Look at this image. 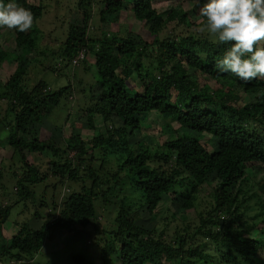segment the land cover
Listing matches in <instances>:
<instances>
[{
    "label": "trees",
    "instance_id": "16d2710c",
    "mask_svg": "<svg viewBox=\"0 0 264 264\" xmlns=\"http://www.w3.org/2000/svg\"><path fill=\"white\" fill-rule=\"evenodd\" d=\"M105 1L107 5L101 10L103 18L128 10L136 20L150 26L152 36H158L168 23L186 27L191 19L190 12L183 9L160 13L153 8L152 0ZM16 2L30 9L33 23L42 18L41 4L35 5L29 0ZM94 3L95 0L79 1L83 21L70 24L65 46L70 50L67 62L73 67L79 66L70 62L81 48L96 49L99 111L103 121H110L111 115H115L123 123L117 132L128 135V132L141 133L143 117L152 114H156V123H166L162 128H171V122L176 127L175 137L163 144L165 153L158 158L150 155L142 142L136 148H125L127 154L119 171L126 173L131 190L140 193L141 204L137 211L132 210L135 207L132 204L122 205L117 217L118 228L111 232L112 239L101 247L98 262L93 264H264V231L254 236V231L264 223V214L261 222L251 223L246 214L247 203L257 194L246 198L249 191L245 189L249 166L256 171L264 168V78L242 82L232 73L219 72L216 60L228 45L218 46L210 39L190 34L153 41L140 34L135 38L119 33L100 39L87 38ZM202 6L199 0L194 7L198 17ZM203 20L202 24L206 25V18ZM37 30L34 24L27 33L14 29L20 50L27 49V54L35 50ZM259 43L264 46V41ZM10 56L0 45V74ZM151 59L156 73L145 70L144 60ZM23 70L20 65V71L3 84L16 119L9 137L10 145L16 150L23 147L18 134L41 124L50 113L45 108L58 106L66 89L47 93L43 84L41 89L25 90L21 85ZM134 75L140 89L130 84ZM203 78L215 81L217 88L213 90ZM90 115L93 118L95 111ZM120 141L125 142L126 138L121 136ZM94 142L93 149L87 150L82 140L72 138L67 149L76 148L84 156L105 145H118L113 135L100 136ZM27 150L37 154L51 151L61 159L64 156L58 147L42 141H32L27 144ZM160 160H164V165L155 167V161ZM27 169L29 172L19 182L17 193L28 201L33 197L28 185L41 183L45 178L34 164L27 162ZM51 171L55 176L68 175L73 179L79 173L68 158L63 164L52 163ZM120 178L118 172L113 180L121 182ZM204 184L212 185L214 214L209 213L206 218L200 214L196 225L185 224L183 230L176 232L175 240L167 241L137 224L143 211L154 216L166 196L172 198L175 210L195 208L194 193H199ZM258 187L264 195V180L258 181ZM111 191L109 187L103 196ZM96 195L93 187L72 194L50 222L39 230L22 225L11 239L4 229L12 206L0 207V261L11 258L20 262L23 256H35L46 241L56 240L58 231L73 234L89 229L90 221L96 216ZM73 261L85 264L87 259L76 255Z\"/></svg>",
    "mask_w": 264,
    "mask_h": 264
},
{
    "label": "rangeland",
    "instance_id": "374dc122",
    "mask_svg": "<svg viewBox=\"0 0 264 264\" xmlns=\"http://www.w3.org/2000/svg\"><path fill=\"white\" fill-rule=\"evenodd\" d=\"M79 1L29 0L30 3L41 4L44 8L42 18L33 23L38 29L34 33L38 45L31 54H27V49L20 50L13 29L0 27V45L11 54L3 64L0 74V207L12 206L10 217L5 224V233L9 239L16 234L17 230H20L22 225L28 224L39 230L60 213L62 206L72 194L80 193L84 188L91 189L93 187L97 194L94 200L96 216L90 221V228L87 230H80L73 234L63 230L56 232V240L46 241L42 250L35 256H23L24 260L20 262L5 258L0 261V264H76L73 261L76 255H83L87 259L85 264L97 263L101 247L112 239L111 232L118 228L117 217L122 205L132 204L135 206L132 210L137 211L140 207L138 205L141 204L140 193L131 190V183L126 178V173L119 171L127 154L125 148L130 146L136 148V144L142 142L148 148L150 155L158 158L165 153L163 144L168 139L175 137L176 123L171 122L172 127L164 129L162 125L165 126L166 123H156V114L143 117L144 132L135 135L130 132H128L129 135L118 133L117 131L123 126V123L115 115H111L112 120L103 121L99 111L98 95L100 92L98 91L99 77L95 65L96 49H88L87 60L78 67L65 65L66 55L70 52L65 46L69 26L72 23L81 24L83 21ZM152 1L153 8L160 13L168 14L171 9H183L190 12V23L187 22L186 27H179L176 22L168 23L158 36H152L149 31L150 26L136 20L133 13L128 10L119 15H107L103 18L101 10L106 7L107 2L95 0L90 9L92 17L87 24L94 29L89 32L87 29L88 38L100 39L103 36L119 33L121 35L131 34L135 38H139L138 34H140L144 39L150 41L159 37L164 39L188 34L197 38L209 39L206 25L202 24L203 18L195 15L194 7L199 0ZM125 3L127 4V2ZM166 14H162V16L166 18ZM29 29L25 32L27 33ZM16 57L19 60H16ZM151 62L153 59L144 60L145 70L156 73V66H152ZM59 63L65 67L59 68ZM20 65L24 69L21 75L23 89L29 91L35 88L41 89L43 84L46 85L43 89L51 88V93L63 87L66 89L58 106L49 105L45 108L49 109L50 113L41 124L26 128L25 131L18 134V138L23 142V147L16 150L9 143L10 128L16 119L10 108L11 98L5 93L7 90L3 84L20 71ZM192 73L193 71H190V74ZM204 81L210 83L209 86L213 90L217 88L216 82L210 78L204 79ZM130 84L133 88H141L135 75ZM94 111L96 115L91 118L90 114ZM106 129L111 132H107ZM110 135L118 140V145L114 147L105 145L84 156L76 148L67 149V144L72 138L78 142L82 140L84 147L89 150L93 149L95 138L100 136L107 138ZM121 136L126 138L125 142L120 141ZM32 141L51 143L54 147H58L60 155L64 156L61 159L51 151L39 154L29 152L27 144ZM73 150L76 152L75 155H72ZM66 158L73 162L74 169L79 170L76 179L68 175L55 176L51 171L52 163L57 161L63 164ZM27 161L34 164L45 178L41 183L28 185L33 194V197L28 201L27 198L17 193L19 182L24 180L29 172ZM159 165H164V160L155 161L154 166L158 167ZM247 171L249 182L245 189L249 192L246 198L252 196L253 193L257 195L249 199L246 214L251 223H259L264 214L262 208L264 195L258 187V181L264 180V168L256 171L252 166H249ZM118 172L122 177L120 178L121 182L113 180ZM25 184L27 186V183ZM116 185H118L117 188H115ZM211 186L204 184L199 193H194L197 196L195 208L175 210L171 205L172 198L166 196L164 203L154 216L151 217L144 211L139 212L141 216L137 220V224L151 232L155 231L157 236H162L167 241L175 240L176 232L183 230L185 224L194 226L198 223L200 214L205 218L209 213L214 214L215 203L211 194ZM109 187L113 191L107 196H103ZM196 187L193 186V188ZM263 231L264 223L254 231V236L263 234Z\"/></svg>",
    "mask_w": 264,
    "mask_h": 264
},
{
    "label": "clouds",
    "instance_id": "9594fccd",
    "mask_svg": "<svg viewBox=\"0 0 264 264\" xmlns=\"http://www.w3.org/2000/svg\"><path fill=\"white\" fill-rule=\"evenodd\" d=\"M202 3L199 14L206 18L210 41L218 46L228 45L216 60L219 72L232 73L242 82L264 78V46L259 43L264 41V0H202ZM32 24L30 9L19 5L16 0H7L6 3L0 0V27L23 32L31 28ZM92 29L89 27L88 32ZM88 54L87 49L85 58L76 65L86 61ZM58 65L63 69L70 64L66 62L64 66L61 63ZM45 90L49 93L51 88Z\"/></svg>",
    "mask_w": 264,
    "mask_h": 264
},
{
    "label": "built area",
    "instance_id": "2783aa9c",
    "mask_svg": "<svg viewBox=\"0 0 264 264\" xmlns=\"http://www.w3.org/2000/svg\"><path fill=\"white\" fill-rule=\"evenodd\" d=\"M86 52H87L86 48H83L82 50H80L77 57L75 59H73V64L76 65V64H78V62L80 60H83L85 58Z\"/></svg>",
    "mask_w": 264,
    "mask_h": 264
},
{
    "label": "crops",
    "instance_id": "0c3cea01",
    "mask_svg": "<svg viewBox=\"0 0 264 264\" xmlns=\"http://www.w3.org/2000/svg\"><path fill=\"white\" fill-rule=\"evenodd\" d=\"M4 231H5V229H4ZM17 232H18V230H17ZM17 232H16V233H17ZM5 234H6V233H5ZM8 238H9V237H8Z\"/></svg>",
    "mask_w": 264,
    "mask_h": 264
}]
</instances>
